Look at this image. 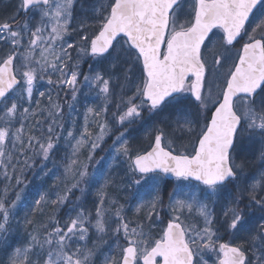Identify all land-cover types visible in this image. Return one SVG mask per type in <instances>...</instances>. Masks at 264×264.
Returning a JSON list of instances; mask_svg holds the SVG:
<instances>
[{
  "label": "snow or ice",
  "instance_id": "obj_1",
  "mask_svg": "<svg viewBox=\"0 0 264 264\" xmlns=\"http://www.w3.org/2000/svg\"><path fill=\"white\" fill-rule=\"evenodd\" d=\"M0 264H264V0H0Z\"/></svg>",
  "mask_w": 264,
  "mask_h": 264
},
{
  "label": "rangeland",
  "instance_id": "obj_2",
  "mask_svg": "<svg viewBox=\"0 0 264 264\" xmlns=\"http://www.w3.org/2000/svg\"><path fill=\"white\" fill-rule=\"evenodd\" d=\"M85 70L87 69V63H86V65H85V68H84ZM88 102L89 103H91L92 102V99H88ZM80 112H81V115L80 116H78V120H79V122H81L82 123V110L80 109ZM111 143V140H108V144H110ZM106 146V145H105ZM103 153H97V156H99V155H102ZM49 167H51V165H49ZM29 178L31 179V176H30V174H29ZM48 183L50 184L51 183V180H48ZM168 187H169V189L171 188V183H169L168 184ZM30 191H35V189H30ZM76 195H79V192L77 191L76 192ZM33 197H29V200H31ZM93 197H89V200H91ZM122 203H123V200L121 201Z\"/></svg>",
  "mask_w": 264,
  "mask_h": 264
},
{
  "label": "water",
  "instance_id": "obj_3",
  "mask_svg": "<svg viewBox=\"0 0 264 264\" xmlns=\"http://www.w3.org/2000/svg\"><path fill=\"white\" fill-rule=\"evenodd\" d=\"M167 179H169V180H173V178H171V177H169V178H167Z\"/></svg>",
  "mask_w": 264,
  "mask_h": 264
},
{
  "label": "flooded vegetation",
  "instance_id": "obj_4",
  "mask_svg": "<svg viewBox=\"0 0 264 264\" xmlns=\"http://www.w3.org/2000/svg\"><path fill=\"white\" fill-rule=\"evenodd\" d=\"M225 240H227V237H225Z\"/></svg>",
  "mask_w": 264,
  "mask_h": 264
},
{
  "label": "trees",
  "instance_id": "obj_5",
  "mask_svg": "<svg viewBox=\"0 0 264 264\" xmlns=\"http://www.w3.org/2000/svg\"><path fill=\"white\" fill-rule=\"evenodd\" d=\"M121 175H123V173L121 172Z\"/></svg>",
  "mask_w": 264,
  "mask_h": 264
}]
</instances>
